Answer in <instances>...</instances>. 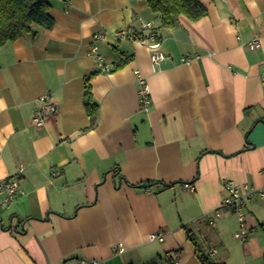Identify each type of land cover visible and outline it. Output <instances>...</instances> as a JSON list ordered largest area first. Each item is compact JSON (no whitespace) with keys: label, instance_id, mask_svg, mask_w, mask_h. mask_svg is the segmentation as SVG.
Here are the masks:
<instances>
[{"label":"crops","instance_id":"1","mask_svg":"<svg viewBox=\"0 0 264 264\" xmlns=\"http://www.w3.org/2000/svg\"><path fill=\"white\" fill-rule=\"evenodd\" d=\"M50 2L51 28L0 46V180L18 188L0 208V264L169 263L175 252L180 264H203L201 254L264 264V195L246 202L243 240L222 205L228 179L264 191V39L247 47L264 31V0H201L205 15L171 26L146 0ZM141 21L166 55L156 64L147 46L115 35L145 33ZM135 69L150 89L147 110ZM44 93L57 112L37 127Z\"/></svg>","mask_w":264,"mask_h":264},{"label":"built area","instance_id":"2","mask_svg":"<svg viewBox=\"0 0 264 264\" xmlns=\"http://www.w3.org/2000/svg\"><path fill=\"white\" fill-rule=\"evenodd\" d=\"M142 28L146 29L145 33L137 32L128 29H121L115 35L116 37H126L137 43H141L150 49V61L154 64L163 60L166 57L164 53L159 50L160 40L157 37V32L153 28L151 22L141 21ZM103 38L102 32H94L92 39L95 43L91 46V52L96 61L97 67L101 71L109 69V66L104 62L103 55L100 53L97 45V41ZM262 39H264V31L256 34L252 39L247 42L249 49H255L261 45ZM136 80L138 82V100L142 109L147 110L151 104L150 89L145 77L137 69L134 70ZM261 83L264 86V69L261 72ZM57 112V105L53 101L49 93H44L38 98V103L31 114V123L37 127H42L47 119ZM223 186L227 189L228 195L223 199L222 205L232 210L237 218L238 230H235L234 236L243 240L245 239L244 229L247 228L246 223V202L252 198L255 194L262 197L264 191H261L248 183H236L235 181L228 179L224 181ZM191 187V186H189ZM18 192L17 184L11 178H5L0 180V208L9 205L15 198ZM149 240L162 241L163 235L160 232H153L149 235ZM213 253V251H212ZM90 264H97V260L89 261ZM84 260H80V264H84ZM151 264H180L178 254L175 252L172 255L171 261L168 262H153Z\"/></svg>","mask_w":264,"mask_h":264},{"label":"trees","instance_id":"3","mask_svg":"<svg viewBox=\"0 0 264 264\" xmlns=\"http://www.w3.org/2000/svg\"><path fill=\"white\" fill-rule=\"evenodd\" d=\"M149 8L159 13L163 26H171L175 18L184 15L197 20L205 15L206 8L201 0H146ZM50 0H0V46L33 32L35 26L51 28L54 24L49 9ZM91 75L84 77L83 104L89 116V126H94L97 119V104L93 100L89 80ZM203 264H224L211 262L205 255L199 256Z\"/></svg>","mask_w":264,"mask_h":264},{"label":"water","instance_id":"4","mask_svg":"<svg viewBox=\"0 0 264 264\" xmlns=\"http://www.w3.org/2000/svg\"><path fill=\"white\" fill-rule=\"evenodd\" d=\"M141 186H142V187H148L149 184H147V183H143V184H141Z\"/></svg>","mask_w":264,"mask_h":264}]
</instances>
